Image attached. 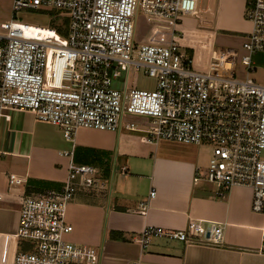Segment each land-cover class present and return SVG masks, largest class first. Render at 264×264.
I'll list each match as a JSON object with an SVG mask.
<instances>
[{
    "label": "built area",
    "instance_id": "built-area-1",
    "mask_svg": "<svg viewBox=\"0 0 264 264\" xmlns=\"http://www.w3.org/2000/svg\"><path fill=\"white\" fill-rule=\"evenodd\" d=\"M245 1L252 30L240 47L215 49L208 69L199 71L178 29L183 15L197 13L199 0H12V19L0 24V120L5 109L29 110L59 127L73 146L80 128L135 130L152 142L211 146L204 179L220 196L236 186L250 188L251 209L261 213L264 74L260 82L249 72L257 71L254 57L264 54V0ZM21 12L45 13L64 33L49 26L43 28L52 34L44 35L35 29L41 26L17 20ZM140 14L151 27L148 37L137 36ZM239 63L245 76L236 75ZM141 71L156 80L153 89L129 86V75ZM62 154L72 158L74 152ZM97 173L71 160L61 190L21 196L13 264L100 263L97 249L69 239L66 219L79 186H103ZM201 180L198 171L194 182ZM8 183L15 187L23 179L10 175ZM223 230V224L190 219L180 230L149 226L137 241L143 247L153 237L219 245Z\"/></svg>",
    "mask_w": 264,
    "mask_h": 264
},
{
    "label": "crops",
    "instance_id": "crops-1",
    "mask_svg": "<svg viewBox=\"0 0 264 264\" xmlns=\"http://www.w3.org/2000/svg\"><path fill=\"white\" fill-rule=\"evenodd\" d=\"M245 5V0H199L196 14L181 17V44L192 52L194 65L204 41L211 43L208 64L199 69L198 61L197 70L208 69L215 49L229 48L228 42L218 45L222 36L252 30ZM150 33L151 27L142 37ZM145 136L135 130L80 128L73 146L59 127L36 120L33 112L5 109L0 120V264H13L18 249L21 196L61 190L71 160L95 167L103 183L79 186L66 215L69 239L97 249L99 264H264V211H252L251 189L236 186L220 196L204 179L207 161L194 152L195 144L152 142ZM70 150L72 158L62 154ZM198 171L202 180L195 183ZM10 175L23 183L10 187ZM190 219L223 224L221 244L153 237L143 247L137 241L149 226L180 230Z\"/></svg>",
    "mask_w": 264,
    "mask_h": 264
},
{
    "label": "rangeland",
    "instance_id": "rangeland-1",
    "mask_svg": "<svg viewBox=\"0 0 264 264\" xmlns=\"http://www.w3.org/2000/svg\"><path fill=\"white\" fill-rule=\"evenodd\" d=\"M11 6H12V0H0V23H2V21H9L12 19V10H11ZM59 13H66L63 10H56ZM17 20L24 22V23H28L31 25H35V26H41V27H49L51 26L49 24V16L45 13H39V12H21L18 13L17 15ZM53 20V19H52ZM52 27V26H51ZM136 28H137V36L139 38H141L143 35H145V33H147L149 26L146 24V19L144 17L141 16V14L138 16L137 21H136ZM180 32V30H179ZM224 42H228V46L229 48H233V47H240L241 46V42H242V36H222L220 42H219V46H226V43ZM208 43V44H207ZM205 47L203 52L200 54V57L195 58V65L194 67L197 69V62L199 61V66L202 69L204 68V66L206 64H208V52L211 46V43L208 41L206 42V40L204 41ZM207 44V45H206ZM254 60L256 62L257 65V71L256 72H249V76L255 78L257 81H263V74H264V54L263 53H259L258 55H256L254 57ZM200 71V70H199ZM247 74L245 68L243 65H241L240 63L237 66V71H236V75L237 76H245ZM126 78V74H123L122 78H121V82ZM155 79L144 74L143 71L135 73V74H130L129 75V79H128V83L130 87H135L138 89H148L151 90L154 88L155 86ZM138 119L143 120L142 123H145L146 120L144 118L141 117H137ZM171 141V140H170ZM171 142H176V141H171ZM175 146H177V144L174 143ZM178 146H182V145H178ZM197 147L196 150L194 151L196 154H198L200 160H206L207 161V165L209 162V158L211 156V152H212V148L211 146L208 145H203V146H199V145H195ZM186 151H188V149H185ZM188 152H192L191 150H189ZM207 165H206V169H207ZM211 184V183H210ZM211 186L215 187L213 184H211Z\"/></svg>",
    "mask_w": 264,
    "mask_h": 264
},
{
    "label": "trees",
    "instance_id": "trees-1",
    "mask_svg": "<svg viewBox=\"0 0 264 264\" xmlns=\"http://www.w3.org/2000/svg\"><path fill=\"white\" fill-rule=\"evenodd\" d=\"M55 13L56 12H54V13L52 12L51 14H55ZM57 22L58 21L56 19H53V20H51V22H50L51 24L50 25L52 26V28L56 27L58 29V31H60L61 33H64L62 28L57 24Z\"/></svg>",
    "mask_w": 264,
    "mask_h": 264
},
{
    "label": "bare ground",
    "instance_id": "bare-ground-1",
    "mask_svg": "<svg viewBox=\"0 0 264 264\" xmlns=\"http://www.w3.org/2000/svg\"><path fill=\"white\" fill-rule=\"evenodd\" d=\"M35 29H39V32H42V34H52L53 30L50 29V28H38V27H35Z\"/></svg>",
    "mask_w": 264,
    "mask_h": 264
}]
</instances>
